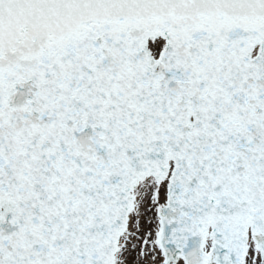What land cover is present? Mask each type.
I'll return each instance as SVG.
<instances>
[{
  "label": "snow or ice",
  "instance_id": "obj_1",
  "mask_svg": "<svg viewBox=\"0 0 264 264\" xmlns=\"http://www.w3.org/2000/svg\"><path fill=\"white\" fill-rule=\"evenodd\" d=\"M0 264H264V0H0Z\"/></svg>",
  "mask_w": 264,
  "mask_h": 264
}]
</instances>
